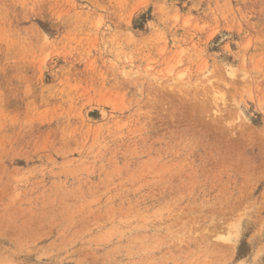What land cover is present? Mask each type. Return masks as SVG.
Wrapping results in <instances>:
<instances>
[{
  "label": "rangeland",
  "instance_id": "obj_1",
  "mask_svg": "<svg viewBox=\"0 0 264 264\" xmlns=\"http://www.w3.org/2000/svg\"><path fill=\"white\" fill-rule=\"evenodd\" d=\"M0 264H264V0H0Z\"/></svg>",
  "mask_w": 264,
  "mask_h": 264
}]
</instances>
